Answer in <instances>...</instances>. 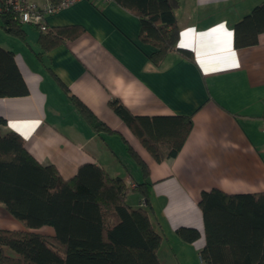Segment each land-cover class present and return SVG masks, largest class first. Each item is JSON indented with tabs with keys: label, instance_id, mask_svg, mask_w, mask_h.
Instances as JSON below:
<instances>
[{
	"label": "crops",
	"instance_id": "crops-1",
	"mask_svg": "<svg viewBox=\"0 0 264 264\" xmlns=\"http://www.w3.org/2000/svg\"><path fill=\"white\" fill-rule=\"evenodd\" d=\"M263 1L179 0L178 43L158 65L148 59L154 48L141 40L139 18L114 1L79 0L46 17L47 33L22 25L19 37L0 27V48L13 53L27 88L25 96L0 98V135L18 134L38 163L65 180L86 163L120 178L126 203L144 208L161 237L159 263L199 264L201 193H264V32L247 47L235 46L233 34ZM71 96L108 130L94 131ZM113 99L133 116L191 117L177 156L157 163L109 108ZM128 148L147 166L149 205L133 190L143 179ZM9 222L0 227L19 224ZM181 228L195 229L198 239L182 240Z\"/></svg>",
	"mask_w": 264,
	"mask_h": 264
},
{
	"label": "trees",
	"instance_id": "trees-1",
	"mask_svg": "<svg viewBox=\"0 0 264 264\" xmlns=\"http://www.w3.org/2000/svg\"><path fill=\"white\" fill-rule=\"evenodd\" d=\"M113 1L139 18L141 40L154 48L148 55L154 65L176 49L179 33L174 11L179 0ZM6 2L0 0V27L22 37V24ZM263 32L264 1L235 24L234 44L255 45ZM179 51L191 56L189 51ZM25 95L27 88L13 53L0 48V98ZM70 98L94 131L108 130L83 104ZM108 106L157 163L175 158L192 128L191 117L133 116L117 99ZM128 152L143 179L133 190L149 205L147 166L131 148ZM127 193L120 178L90 163L80 165L65 180L53 165L38 163L18 134L0 135V205L25 228L23 232L0 229V264H160L161 237L144 208L126 203ZM198 207L205 237L199 251L203 264H264V193L230 195L212 189L201 193ZM44 227L54 234L34 232ZM177 232L186 242L199 237L195 229Z\"/></svg>",
	"mask_w": 264,
	"mask_h": 264
},
{
	"label": "built area",
	"instance_id": "built-area-1",
	"mask_svg": "<svg viewBox=\"0 0 264 264\" xmlns=\"http://www.w3.org/2000/svg\"><path fill=\"white\" fill-rule=\"evenodd\" d=\"M79 0H59L56 3L39 5L29 0H10L6 4L9 5L11 12L22 25H31L36 27L41 33H47L49 28L46 24V17L60 10L70 7ZM104 2H113V0H101ZM264 125V117H263ZM199 258V264L203 262Z\"/></svg>",
	"mask_w": 264,
	"mask_h": 264
},
{
	"label": "rangeland",
	"instance_id": "rangeland-1",
	"mask_svg": "<svg viewBox=\"0 0 264 264\" xmlns=\"http://www.w3.org/2000/svg\"><path fill=\"white\" fill-rule=\"evenodd\" d=\"M130 199H133V200L136 199V201H137L136 194H134ZM10 220H13V219L4 211L3 207L0 205V222L3 224V226H10L9 225ZM15 225H16L15 227L12 226L10 229H9V227L8 228L0 227V229L8 230V231H16V232L25 231V228L23 227V225L21 223H19V224L15 223ZM34 232H36V233L38 232V233L45 235V236H51L52 235L50 230H48L46 228L38 229V230H35Z\"/></svg>",
	"mask_w": 264,
	"mask_h": 264
}]
</instances>
